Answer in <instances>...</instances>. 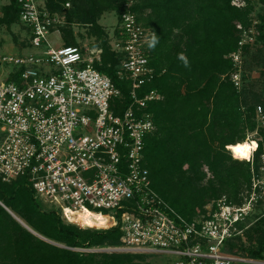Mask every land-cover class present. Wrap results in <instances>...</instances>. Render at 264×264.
<instances>
[{
    "label": "built area",
    "instance_id": "obj_1",
    "mask_svg": "<svg viewBox=\"0 0 264 264\" xmlns=\"http://www.w3.org/2000/svg\"><path fill=\"white\" fill-rule=\"evenodd\" d=\"M241 1L234 4L245 7ZM16 5L33 52L0 58V181L27 179L36 197L55 205L66 222L87 229L78 214L89 213L105 218V225L93 229L119 227L122 233L120 246L72 249L76 252L142 255L169 264H264V258L229 252L238 237L246 245L251 220L264 219V144L258 168L257 141L246 160L251 183L240 203L223 195L188 222L152 189L145 139L155 130L150 105L162 95L151 90L139 96L155 80L148 46L155 33L139 23L135 0L124 1L119 37L111 44L123 56L118 75L132 83V105L120 116L112 106L120 90L95 68L101 51L54 47L49 37L60 33L65 19L39 0H16ZM258 24L253 20L242 29L238 51L230 55L238 91L237 67L244 48L256 44ZM12 75L18 81H11ZM257 112L258 126L264 128V111L259 107Z\"/></svg>",
    "mask_w": 264,
    "mask_h": 264
},
{
    "label": "trees",
    "instance_id": "obj_2",
    "mask_svg": "<svg viewBox=\"0 0 264 264\" xmlns=\"http://www.w3.org/2000/svg\"><path fill=\"white\" fill-rule=\"evenodd\" d=\"M43 1L52 14L68 10L67 21L79 18L93 24L102 40L101 61L95 68L120 90L121 95L112 106L116 115H122L133 102L132 83L118 75L123 56L104 39L97 20L104 12L114 11L119 25L125 0H89V10L71 7L70 0L61 4L57 0ZM245 3V7H240L234 0H135L133 11L139 23L151 29L159 41L149 50L155 80L139 93L141 97L157 90L162 95L160 102L150 105L155 130L145 139L144 154L152 189L188 222L204 214L209 203L223 195L240 203L241 193L251 183V164L235 160L227 148L245 142L246 134L253 133L258 126L259 107L253 104L243 111L242 94L231 80L236 69L229 56L238 51L241 31L252 25V14L257 9L252 0ZM67 4L70 9H66ZM9 10L20 21L16 0H10ZM258 21L255 45H264V12L258 15ZM65 28L66 24L60 29L63 34ZM115 36L119 37V26ZM69 46L79 47L72 34L64 44ZM251 48H244L245 55ZM180 54L187 58L188 67L179 59ZM10 80L18 81L15 75ZM262 150L260 143L256 168ZM0 202L9 209L0 205V264H143L137 260L148 258L126 253L107 257L101 253L73 252L71 249L75 248L120 246L122 233L119 227L81 229L66 222L60 211L45 209L37 201L27 179L0 181ZM13 214L41 237L66 248L36 236ZM260 222L261 227L245 233L251 245L246 246L238 237L229 245V252L264 258V219Z\"/></svg>",
    "mask_w": 264,
    "mask_h": 264
},
{
    "label": "rangeland",
    "instance_id": "obj_3",
    "mask_svg": "<svg viewBox=\"0 0 264 264\" xmlns=\"http://www.w3.org/2000/svg\"><path fill=\"white\" fill-rule=\"evenodd\" d=\"M57 1L60 4L63 3V0L62 1L57 0ZM39 2L43 6H45L43 0H39ZM47 2H49V0ZM241 2H243V4L245 5V0H242ZM252 2L257 3V9L252 14V20L258 21V15L259 14L262 15L264 12V3L263 1L260 0H252ZM70 3H72L71 7L74 6V8L76 7V9L78 10L92 9L91 2L89 0H70ZM70 8L66 7V9H70ZM8 9H10V0H0V58L5 55H24V54L26 55L32 53L33 51L30 47L29 34L27 32L28 31L27 28L20 21L16 20L14 17V13L10 10L8 11ZM67 13L68 10H65L62 11L61 13L56 14L65 19L66 33L64 34L66 35V37L61 32V30L60 33L59 32L52 33L49 39L53 44V46L54 47L64 46L65 41L67 42L69 35L72 34V37L74 41L77 43V45H79V47L85 52H88V54L101 51L100 46L102 45V40L99 39L97 30L95 29V27H93V24L88 23L85 20L79 18H73V21L71 22L67 21L66 19ZM145 17L146 14L141 16L142 19H144ZM97 24L100 28H102V30L105 33L104 39H106L109 43L112 44L114 41L115 32L117 30V27L119 26L118 14L114 11L104 12L97 20ZM243 57H244L243 60L241 61L240 65L237 68L239 69L241 82H242V89L239 92L242 94L241 100L243 103L242 105L243 111L246 112V109L253 104L262 108L264 104V45L263 43L260 42L259 44L252 47L249 53H247V55L244 54ZM230 60L233 62L232 58H230ZM234 67H236L235 64ZM256 131H258V134H255ZM263 135H264V128L257 126V129L253 133L249 132L246 134V141L250 139V141L252 140L257 141L258 146L260 143L263 145L264 144ZM0 141H1V134H0ZM246 190L247 189H245V191ZM37 201L40 204H42V206L45 209L57 210L55 205L45 202L41 198L39 199L37 198ZM211 203L213 202L211 201ZM104 213L106 214V212ZM260 221L262 220H257V219L251 220L248 224V231H251L253 228L257 227L258 225H259L258 227H261L262 223ZM2 240H3V248L7 247V238L4 237L2 238ZM246 241H247L246 246L251 245V241L248 239V237H246ZM58 245H60V247L64 246L62 244H58ZM77 253H81V252H77ZM94 253L105 254L107 257L121 254V253L106 252V251H99ZM139 261L142 262L143 264H169V262L166 259L160 260L153 257L137 260V262Z\"/></svg>",
    "mask_w": 264,
    "mask_h": 264
},
{
    "label": "bare ground",
    "instance_id": "obj_4",
    "mask_svg": "<svg viewBox=\"0 0 264 264\" xmlns=\"http://www.w3.org/2000/svg\"><path fill=\"white\" fill-rule=\"evenodd\" d=\"M253 142V143H252ZM256 141H245L243 143H238L236 145L228 146V151L231 153L232 157L235 160L246 161L248 160L253 151L256 149ZM243 149V154L237 151V149ZM16 220L21 223L25 228H27L33 234H37L34 230H32L21 218L13 214ZM79 221L83 222L87 228H94L96 226L105 225V218L100 217L99 215L89 214V213H79Z\"/></svg>",
    "mask_w": 264,
    "mask_h": 264
},
{
    "label": "clouds",
    "instance_id": "obj_5",
    "mask_svg": "<svg viewBox=\"0 0 264 264\" xmlns=\"http://www.w3.org/2000/svg\"><path fill=\"white\" fill-rule=\"evenodd\" d=\"M158 39H157V36L154 34L152 39H151V42L149 43V48H155L156 44L158 43ZM179 59L184 61V64H185V67H188V61H187V58L184 56V54H180L179 55Z\"/></svg>",
    "mask_w": 264,
    "mask_h": 264
},
{
    "label": "water",
    "instance_id": "obj_6",
    "mask_svg": "<svg viewBox=\"0 0 264 264\" xmlns=\"http://www.w3.org/2000/svg\"><path fill=\"white\" fill-rule=\"evenodd\" d=\"M0 204L7 210V211H9V209L6 207V206H4L1 202H0ZM36 236H38V237H40V238H42L43 240H45V241H47V242H49V243H51V244H54V245H56V246H59L60 247V245H58V244H55V243H53V242H51V241H49V240H47V239H45V238H43V237H41L40 235H38V234H36ZM62 248H66L65 246H61ZM99 251H101V250H93V251H90V252H99Z\"/></svg>",
    "mask_w": 264,
    "mask_h": 264
},
{
    "label": "snow or ice",
    "instance_id": "obj_7",
    "mask_svg": "<svg viewBox=\"0 0 264 264\" xmlns=\"http://www.w3.org/2000/svg\"><path fill=\"white\" fill-rule=\"evenodd\" d=\"M237 151L243 154V149L238 148Z\"/></svg>",
    "mask_w": 264,
    "mask_h": 264
},
{
    "label": "crops",
    "instance_id": "obj_8",
    "mask_svg": "<svg viewBox=\"0 0 264 264\" xmlns=\"http://www.w3.org/2000/svg\"><path fill=\"white\" fill-rule=\"evenodd\" d=\"M28 30V29H27ZM28 32V31H27Z\"/></svg>",
    "mask_w": 264,
    "mask_h": 264
}]
</instances>
